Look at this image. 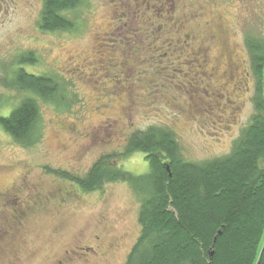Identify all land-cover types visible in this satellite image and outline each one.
<instances>
[{"label":"rangeland","instance_id":"1","mask_svg":"<svg viewBox=\"0 0 264 264\" xmlns=\"http://www.w3.org/2000/svg\"><path fill=\"white\" fill-rule=\"evenodd\" d=\"M42 0H0V114L25 97L6 89L24 69L55 77L66 105L40 102L31 148L0 126V264H124L141 235L130 185L85 193L47 169L83 177L130 135L173 131L184 157L231 153L255 114L257 77L246 39L264 41V0H83L75 27L40 28ZM117 165L149 172L144 153Z\"/></svg>","mask_w":264,"mask_h":264},{"label":"trees","instance_id":"2","mask_svg":"<svg viewBox=\"0 0 264 264\" xmlns=\"http://www.w3.org/2000/svg\"><path fill=\"white\" fill-rule=\"evenodd\" d=\"M42 1L41 30H73L66 14L83 0ZM246 47L258 80L255 114L230 154L191 162L173 131L150 127L132 133L123 152L102 156L83 177L47 169L85 193L126 183L140 197L141 235L124 264H264V41L248 38ZM36 63L33 54L22 56L13 75L1 81L26 95L9 116L0 114V126L26 148L43 138L40 102L66 105L57 78L24 69ZM136 153L145 154L147 174L117 165Z\"/></svg>","mask_w":264,"mask_h":264}]
</instances>
